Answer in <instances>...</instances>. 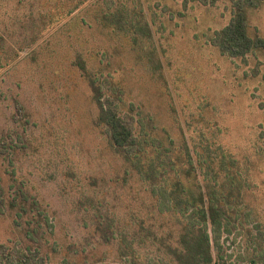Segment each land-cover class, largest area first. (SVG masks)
Returning a JSON list of instances; mask_svg holds the SVG:
<instances>
[{
    "label": "rangeland",
    "instance_id": "rangeland-1",
    "mask_svg": "<svg viewBox=\"0 0 264 264\" xmlns=\"http://www.w3.org/2000/svg\"><path fill=\"white\" fill-rule=\"evenodd\" d=\"M78 1L0 0V202L20 191L26 211L17 220V208L3 206L0 244L30 248L37 264H133L116 242L156 202L95 126L91 91L74 65L79 56L108 99L121 92L114 102L122 111L142 110L157 133L193 154L210 146L237 161V217L213 264H264V52L230 58L211 45L231 18L230 0ZM101 10L123 13L127 36L99 29ZM247 18L248 34L264 37V3ZM135 21L147 27L141 45L152 55L126 38L138 34ZM108 226L118 230L106 243ZM26 228L38 230L31 242ZM128 249L134 264H164L144 234Z\"/></svg>",
    "mask_w": 264,
    "mask_h": 264
},
{
    "label": "trees",
    "instance_id": "trees-1",
    "mask_svg": "<svg viewBox=\"0 0 264 264\" xmlns=\"http://www.w3.org/2000/svg\"><path fill=\"white\" fill-rule=\"evenodd\" d=\"M83 1L79 0L76 5ZM230 2L231 18L226 26L213 33L211 45L221 55L230 58L242 59L257 51L264 52V37L248 34L247 18L248 11L259 8L264 0ZM76 5L62 15H72L77 10ZM94 20L99 29L117 30L123 36L129 32L123 23L126 22L123 13L110 14L101 10L95 13ZM80 21L85 24L83 18ZM135 24L138 34L126 38L137 47L136 50L152 55L153 51L141 45V37L149 34L147 27L140 24V21H135ZM74 65L87 81L96 108L94 124L100 129L106 145L114 156L127 164V174L130 171L138 174L142 183L146 184L148 195L156 202V205L151 201L145 205V220L134 218L137 227L131 229L130 233L127 229L124 234L132 235L130 241L127 242L122 236L116 242L119 257L126 259L130 256L134 264L135 259L131 257L134 253L128 249V245L134 236L144 234L145 238L157 243L164 264H213L215 257L221 259L220 236L230 232L228 221L237 217L235 211L239 208V188L231 186L238 176L237 161L223 155L219 148L215 149L213 155L210 146L193 154L185 142L171 139L165 132L157 133L150 115L142 110L134 111L132 105L125 111L119 108L122 104L118 105L114 101L122 102L121 92L112 93L111 99H108L107 94L96 85L99 82L97 76L88 73L86 63L79 56H76ZM260 134L264 136V125ZM221 174L226 178L224 181L220 180ZM23 197V193L17 191L8 204L0 202V212L3 206L7 210L17 208L15 219L23 217L26 215L25 206L20 202ZM32 205L33 202H28L29 211ZM34 210L36 215H41V211ZM117 230L118 227L111 229L108 226L106 232L109 236L104 241L108 243L114 239V231ZM37 234L38 230L26 228L24 237L31 242ZM259 237L263 239L262 235ZM25 251L0 244V264H37L30 248L26 247ZM35 251L38 250L35 248Z\"/></svg>",
    "mask_w": 264,
    "mask_h": 264
}]
</instances>
